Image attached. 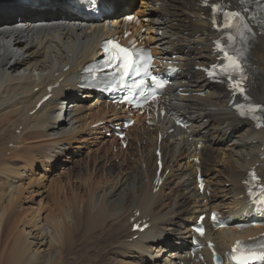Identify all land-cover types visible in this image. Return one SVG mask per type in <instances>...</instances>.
I'll return each mask as SVG.
<instances>
[{
	"label": "bare ground",
	"instance_id": "obj_1",
	"mask_svg": "<svg viewBox=\"0 0 264 264\" xmlns=\"http://www.w3.org/2000/svg\"><path fill=\"white\" fill-rule=\"evenodd\" d=\"M104 2L101 16L92 18L66 0H0V264H210L205 248L203 262L191 257L190 222L212 209L230 218L243 213L246 172L255 165L264 183V128L239 119L224 87L195 70L210 62L214 38L202 0ZM130 12L139 19L127 25L135 39L182 71L160 104L165 115L136 119L123 149L103 136L116 110L81 94L77 84L82 66ZM250 61L251 94L264 104V37L253 42ZM174 117L187 126L170 133ZM90 139L96 143L87 152L97 161L75 158ZM158 144L168 172L155 190ZM60 157L80 167L48 172ZM132 218L149 226L132 232ZM230 225L208 230L205 239L223 251L264 231Z\"/></svg>",
	"mask_w": 264,
	"mask_h": 264
},
{
	"label": "rangeland",
	"instance_id": "obj_2",
	"mask_svg": "<svg viewBox=\"0 0 264 264\" xmlns=\"http://www.w3.org/2000/svg\"><path fill=\"white\" fill-rule=\"evenodd\" d=\"M138 1L139 0H136V4L133 6V7H136L137 6V4H138ZM132 13V12H131ZM82 99H85L84 97H82ZM93 99L92 100H88V101H86L85 103H86V105H93ZM104 135V134H103ZM105 136V135H104ZM106 137V136H105ZM92 139H94V138H92ZM92 139H90V140H88V142H87V145L86 146H82V153H84L83 155H80V156H75V158H78V157H81V156H84L83 157V159H88L89 158V156H90V158L88 159V161H90V162H92V161H94V160H96V158H94L95 156L93 155V153H90V152H87V147L89 146V147H91V148H94L95 146V144L94 143H96L95 141H93L92 142ZM91 141V142H90ZM90 144V145H89ZM85 150V151H84ZM86 152V153H85ZM88 153V154H87ZM92 155V156H91ZM94 156V157H93ZM66 158V157H65ZM93 158V159H92ZM80 159H82V157L80 158ZM64 160H66V162H64ZM97 161V160H96ZM75 162V160H73V161H71L70 160V158H67V159H64V157H60L55 163H54V165H53V167H50V169L48 170V172H51L52 174H54V173H60V172H64L66 169H68V167L70 166V165H73L74 166V169L77 171V167L79 166L80 167V163L76 166V163H74ZM84 168H86V167H84ZM87 170H88V172L91 170V168H86ZM47 172V173H48ZM40 173H41V171H40ZM49 174V173H48ZM46 176H48V175H46ZM225 185L227 186L228 185V183H225ZM33 196V195H32ZM37 199L38 198H34V200L32 201L33 202V204L34 203H36L37 202ZM35 201V202H34ZM24 205H28V204H24ZM171 240L172 241H174L175 239H174V237L173 238H171Z\"/></svg>",
	"mask_w": 264,
	"mask_h": 264
},
{
	"label": "snow or ice",
	"instance_id": "obj_3",
	"mask_svg": "<svg viewBox=\"0 0 264 264\" xmlns=\"http://www.w3.org/2000/svg\"><path fill=\"white\" fill-rule=\"evenodd\" d=\"M162 86V85H161Z\"/></svg>",
	"mask_w": 264,
	"mask_h": 264
}]
</instances>
